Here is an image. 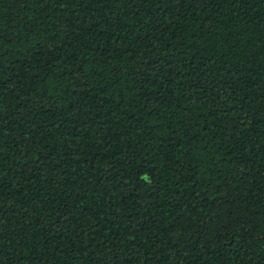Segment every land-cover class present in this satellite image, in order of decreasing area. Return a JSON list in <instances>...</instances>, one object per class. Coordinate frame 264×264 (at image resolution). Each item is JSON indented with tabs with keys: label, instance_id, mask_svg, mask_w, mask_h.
Listing matches in <instances>:
<instances>
[{
	"label": "trees",
	"instance_id": "trees-1",
	"mask_svg": "<svg viewBox=\"0 0 264 264\" xmlns=\"http://www.w3.org/2000/svg\"><path fill=\"white\" fill-rule=\"evenodd\" d=\"M0 264H264V0H0Z\"/></svg>",
	"mask_w": 264,
	"mask_h": 264
}]
</instances>
